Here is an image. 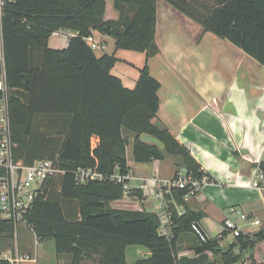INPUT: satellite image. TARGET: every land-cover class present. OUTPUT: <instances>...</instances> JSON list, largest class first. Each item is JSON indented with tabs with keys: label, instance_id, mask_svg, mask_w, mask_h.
I'll use <instances>...</instances> for the list:
<instances>
[{
	"label": "trees",
	"instance_id": "obj_1",
	"mask_svg": "<svg viewBox=\"0 0 264 264\" xmlns=\"http://www.w3.org/2000/svg\"><path fill=\"white\" fill-rule=\"evenodd\" d=\"M196 21L204 32L228 40L264 68V0H214L205 8L198 0H164ZM157 0H2L0 9V73L6 74L14 162L31 166L51 160L63 173L37 190L24 222L40 242L54 241L59 257L69 264L97 260V264H128L129 246L145 247L149 254L136 264H264V227L234 238L227 249L221 238L202 239L193 225L202 212L185 207L188 190L174 189L166 196L175 238L159 235L160 219L147 209L111 208L125 198L121 184L111 180L82 183L79 169L105 176L131 172L126 157L134 136L133 158L148 164L174 157L176 166L196 180L205 175L188 149L160 123L161 84L148 63L139 70L134 88L124 86L112 71L115 54L97 56L85 40L95 33L115 40L116 50L156 56ZM116 13L111 17V10ZM59 31L76 33L67 48L52 49L50 38ZM51 116L59 133L36 128L38 116ZM156 138L164 149L141 141ZM260 167L264 170V164ZM7 174L0 168V178ZM129 196L144 200L140 189ZM177 205V206H176ZM12 221L0 215V254L15 251ZM194 235L193 256L179 257V242ZM238 251V253H237ZM250 252V257H243ZM212 254V256H211ZM0 264H15L0 256Z\"/></svg>",
	"mask_w": 264,
	"mask_h": 264
},
{
	"label": "crops",
	"instance_id": "obj_2",
	"mask_svg": "<svg viewBox=\"0 0 264 264\" xmlns=\"http://www.w3.org/2000/svg\"><path fill=\"white\" fill-rule=\"evenodd\" d=\"M156 10L159 53L148 60L152 77L161 84L156 121L188 149L213 183L197 195L184 198L185 207L176 205L178 212L184 213L185 208L202 212L204 217L198 226L207 239L220 238L224 219L231 216L232 209L260 219L264 224V192L248 187L257 172L258 162L264 164V68L228 40L204 32L200 24L166 1L157 0ZM110 15V18L116 17L113 9ZM75 36L73 32L59 31L50 38L48 45L52 49H64ZM94 38L104 46V51L100 52L105 53L108 47L110 53L107 54L117 57L120 50H116L115 41L110 43L109 38L98 33ZM117 65L112 73L128 87L124 76L115 74ZM50 120L51 116H38L36 128L54 134L63 130ZM124 135L130 141L126 157L134 178L158 175L161 179H172L183 170L179 168L178 171L174 157L148 164L130 163L128 155L131 152L133 156L134 136L127 131ZM148 136L142 135L141 141L164 149L156 138ZM168 160V166H164ZM135 181L138 184L134 187L138 188L141 182ZM125 199L128 203L133 200L130 202L134 204L132 210L147 209L149 203L155 205L147 198L139 201L130 197L121 201ZM112 204L111 208L130 210ZM214 224L218 229L211 231ZM250 230L258 231L253 227ZM183 239L185 246L178 245L179 257L193 256V239L184 235L180 242ZM27 255L32 256L30 251H26ZM70 262L63 259L57 264ZM38 263L25 261L21 264ZM82 264H97V260L90 259Z\"/></svg>",
	"mask_w": 264,
	"mask_h": 264
},
{
	"label": "built area",
	"instance_id": "obj_3",
	"mask_svg": "<svg viewBox=\"0 0 264 264\" xmlns=\"http://www.w3.org/2000/svg\"><path fill=\"white\" fill-rule=\"evenodd\" d=\"M2 0H0V9ZM96 51H104V46L94 37L85 39ZM2 57V55L0 54ZM11 121L8 106V87L6 74L0 73V168L6 170L7 174L0 178V215L3 220L12 221L16 227V233L20 224H25L24 218L28 210L31 209L37 190L56 175L63 173L51 160H41L31 166H20L14 162ZM258 162L257 172L254 179L248 185L252 190L264 192V170ZM78 179L82 183L89 181L111 180L121 184L125 191V198H130L129 192L134 189L129 186V182L139 180L141 185L137 188L143 193V197L155 202L152 212L156 213L160 219L159 235L169 241L175 238L171 214L167 210L166 196H172L174 189L188 190L186 197L197 195L202 188L213 185L210 177L204 176L201 180L194 179L185 170L180 171L172 179H161L158 175L149 178L136 179L131 173L123 175L115 173L112 176H105L90 169H79ZM248 221L250 227H264L260 219L252 218L248 214L232 209L231 216H226L223 222L221 233L232 234L234 238L242 234H252V231L243 227V222ZM194 230L205 239L203 231L198 224L193 225ZM15 233V234H16ZM220 233V234H221ZM222 235H220V238ZM15 257H5L12 263L21 264L25 261L37 262V256H20L17 252Z\"/></svg>",
	"mask_w": 264,
	"mask_h": 264
},
{
	"label": "rangeland",
	"instance_id": "obj_4",
	"mask_svg": "<svg viewBox=\"0 0 264 264\" xmlns=\"http://www.w3.org/2000/svg\"><path fill=\"white\" fill-rule=\"evenodd\" d=\"M199 6L209 8L214 5V0H198ZM109 38L110 43H113L115 41L113 38L106 36ZM105 53H110V49L107 47ZM96 54H104V52L96 51ZM117 58H118V65L115 71V74L120 75L122 74L124 78L126 79V84L127 88H132L133 86L135 87L137 79L139 77V70L144 67L146 62L148 63L147 56L144 53H138V52H128V51H122L120 50L117 53ZM131 86V87H129ZM133 87V88H134ZM130 133V132H128ZM132 134V133H130ZM133 135V134H132ZM152 138L151 136H148ZM155 139V138H153ZM129 160L130 163L134 164L135 161L133 159L132 153L130 152ZM170 160L167 162H164V166H168ZM179 161V160H176ZM179 171V168H178ZM138 184L137 181L133 180L129 182V186L135 188ZM121 201V200H120ZM131 200L130 202H132ZM117 202V201H116ZM128 203V200L125 199L121 202L113 203V207H124L132 210L133 205L131 203ZM146 208L149 211H153L154 207L151 203H149ZM229 216V215H228ZM243 227L245 229H250V225L248 221L243 222ZM218 229V225L214 224V228L211 229ZM216 229V230H217ZM209 233V232H208ZM211 235V233H209ZM193 241H197L196 237L192 234L189 235ZM185 239L180 242L179 246L182 244L185 246L184 242ZM234 237L232 234H229L227 238L223 241V246L221 245L222 248L227 249L230 245L234 243ZM189 243V242H188ZM13 247L15 251L11 252L10 251H4L0 254L1 257H15V253H17L19 249V254L20 256H26V251H30L32 256L34 257L35 255L37 256V261L39 262L38 264H57L58 262H61L63 259L68 260L69 262L71 261V256L70 255H64L62 257L64 258H58V255L55 250V243L54 241H47V242H40L37 240V238L34 236V233L32 230L26 226V224H20L18 227L17 233L14 235V238L12 240ZM238 253V251H237ZM149 254L148 250L145 247L142 246H129L126 249V258H127V263L128 264H136V262L141 259L147 257ZM251 253L250 252H244L243 257H250ZM212 256V254H211ZM62 259V260H61Z\"/></svg>",
	"mask_w": 264,
	"mask_h": 264
},
{
	"label": "water",
	"instance_id": "obj_5",
	"mask_svg": "<svg viewBox=\"0 0 264 264\" xmlns=\"http://www.w3.org/2000/svg\"><path fill=\"white\" fill-rule=\"evenodd\" d=\"M34 204V203H33Z\"/></svg>",
	"mask_w": 264,
	"mask_h": 264
}]
</instances>
